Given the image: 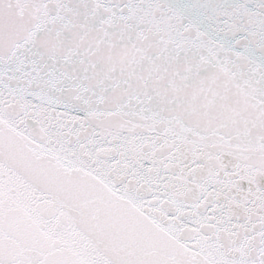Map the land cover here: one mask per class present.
<instances>
[{
  "label": "snow or ice",
  "instance_id": "1",
  "mask_svg": "<svg viewBox=\"0 0 264 264\" xmlns=\"http://www.w3.org/2000/svg\"><path fill=\"white\" fill-rule=\"evenodd\" d=\"M0 264H264V0H0Z\"/></svg>",
  "mask_w": 264,
  "mask_h": 264
}]
</instances>
